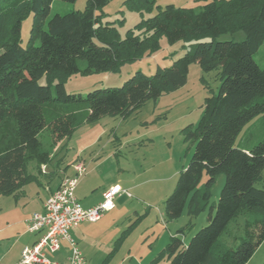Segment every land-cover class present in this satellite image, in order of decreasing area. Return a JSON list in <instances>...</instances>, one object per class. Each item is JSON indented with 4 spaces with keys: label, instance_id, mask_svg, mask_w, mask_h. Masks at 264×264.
Listing matches in <instances>:
<instances>
[{
    "label": "trees",
    "instance_id": "16d2710c",
    "mask_svg": "<svg viewBox=\"0 0 264 264\" xmlns=\"http://www.w3.org/2000/svg\"><path fill=\"white\" fill-rule=\"evenodd\" d=\"M53 1L0 0V195L34 182L28 162L41 170L51 150L75 129L106 116L125 117L148 100L177 91L186 84L190 65L197 64L204 72L218 70L220 84L216 95L204 98L198 123L184 129L194 150L163 203L166 218L175 220L185 209L188 217L200 215L210 205L209 189L218 175L224 184L208 224L186 243L178 231L160 255L167 264H246L264 242V188L255 186L264 170V138L247 151L235 148L234 141L249 121L264 118V67L253 59L264 43V0H209L199 10L166 5L123 38L100 22L98 13L108 0H86L82 11L47 19ZM126 3L150 9L155 0ZM30 16L22 46L20 27ZM231 32H242L244 39L217 42ZM161 36L169 45L186 43L185 54L171 67H157L151 76L136 72L121 87L84 98L64 91L68 77L118 72L155 53ZM44 131L51 138L45 150ZM202 176L206 181L198 190ZM239 218L240 224H231Z\"/></svg>",
    "mask_w": 264,
    "mask_h": 264
},
{
    "label": "rangeland",
    "instance_id": "374dc122",
    "mask_svg": "<svg viewBox=\"0 0 264 264\" xmlns=\"http://www.w3.org/2000/svg\"><path fill=\"white\" fill-rule=\"evenodd\" d=\"M208 1L155 0L152 8L147 9L139 3L108 0L98 14H101V24L114 26L119 37L123 38L127 31L135 30L141 21L152 18L166 5L199 10ZM85 5L86 0L75 3L54 0L47 19L56 14L82 11ZM31 23L32 16L24 20L20 27L22 46L27 43ZM243 39L242 32H231L219 36L217 42H241ZM184 46V42L169 45L161 36L159 49L155 53L124 64L118 72L68 77L64 91L84 98L94 90L119 88L136 72L151 76L157 67H171L175 60L185 54L187 49ZM253 59L258 67H264V43ZM78 65L81 68L84 66L83 62ZM187 73L186 84L177 91L162 95L156 101L148 100L125 117L106 116L84 124L75 129L70 138L63 139L57 150H51L53 156L48 163V171L56 167L67 170L71 164L81 162L85 172L77 182L83 190H89L92 186L100 189L117 185L130 194V198L121 194L117 196L113 206L115 209L108 214L103 213L104 218L94 228L96 231H88L84 246L89 249L87 255L84 253L86 264H167L166 257L160 254L170 237H178V231L182 230L179 239L183 243L188 242L208 224L211 206L214 214L224 184L223 175H218L209 189L210 205L200 215L188 217L185 209L179 218L169 220L163 205L173 192L179 173L187 167L193 154V144L185 138L184 129L198 123L204 98L216 95L220 84L218 70L204 72L197 64H192ZM40 84L44 85V80ZM263 138L264 118L259 115L236 135L234 147L249 148ZM50 140L49 131L40 134L43 150L48 149ZM36 170L35 161L28 162L27 173L37 175ZM205 181L206 178L202 176L198 190L203 188ZM255 186L264 188L259 183ZM99 189L92 193H99ZM14 205L12 196L0 195V228L11 220H23L33 212V207L21 199L16 212L6 215L5 212L14 209ZM235 223L240 224L241 218L231 224ZM263 262L264 243L253 252L246 264Z\"/></svg>",
    "mask_w": 264,
    "mask_h": 264
},
{
    "label": "built area",
    "instance_id": "2783aa9c",
    "mask_svg": "<svg viewBox=\"0 0 264 264\" xmlns=\"http://www.w3.org/2000/svg\"><path fill=\"white\" fill-rule=\"evenodd\" d=\"M84 164L79 162L73 165L74 176H64L59 187L43 204V211L34 213L26 222V232L37 234L39 238L31 246L21 250L19 261L16 264H59L50 256L60 250L62 242H66L69 248V256L65 260L67 264H86L76 244L68 235L71 229L80 223H94L103 213L114 209V200L117 196L124 195L130 198L128 191L115 185L110 187L103 196V201L95 207L81 208L75 194L79 178L84 174Z\"/></svg>",
    "mask_w": 264,
    "mask_h": 264
},
{
    "label": "crops",
    "instance_id": "0c3cea01",
    "mask_svg": "<svg viewBox=\"0 0 264 264\" xmlns=\"http://www.w3.org/2000/svg\"><path fill=\"white\" fill-rule=\"evenodd\" d=\"M61 142L57 143L54 150H57V148L60 147L59 145ZM238 149H241L243 151L248 150V148H238ZM51 156H53V153ZM51 156H49L50 160L52 159ZM73 165H75V163L71 164L69 168H67V170L65 169L63 170L56 167L48 171L47 170L48 163H47L46 165L41 167V170L37 171V175L29 174L35 177L34 182L23 186L21 189H19L17 192L11 195L12 198H14L15 200V205H14V209L13 208H11L12 210L9 209L10 212L8 211L5 212L6 215L16 212V209L18 208L17 204L18 202H20L21 199H23V201L27 205H31L33 207L32 209L33 212L32 214L26 216L23 220L20 218L11 220L10 222H6L5 225L2 228H0V236H2L0 237V242H1L0 264H16V262L19 261L20 254L22 251L21 249L24 247L31 246L37 241V239L39 238L37 234L30 235V233L26 232L25 222L34 213H40L43 211L42 209L44 202L49 197V195H51L55 190H57V188L60 185L59 182H61L64 176L67 177L74 176L75 172L74 169H72ZM261 175L262 178L259 184H262L264 186V170ZM112 186L110 185L105 188L101 187L100 189L102 190H100L98 187L95 188L94 186H92L89 190L87 188L83 190V187H81V185L78 184L74 195L76 196L77 200L80 202L81 208L89 209L100 204L103 201V196H104L103 193H105ZM96 189H99V193L97 192L92 193ZM113 210L106 213L108 214ZM0 216H1V211H0ZM103 218L104 216L102 215L94 223L82 221V223H80L76 228L71 229L70 233L68 234L76 244V248L79 249L84 259H86L84 257V253L85 255H87V252H89V249L84 247L86 243L85 239L87 237V233L90 229L94 231L95 230L94 228L97 227V225H99V223L102 221ZM59 248H60L59 252L53 256H50V258L52 257L51 259L57 261L59 264H67L65 260L69 256L68 244L66 242H62Z\"/></svg>",
    "mask_w": 264,
    "mask_h": 264
}]
</instances>
